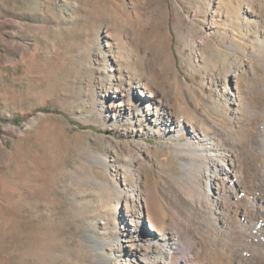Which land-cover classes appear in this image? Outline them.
<instances>
[{"label": "rangeland", "instance_id": "obj_1", "mask_svg": "<svg viewBox=\"0 0 264 264\" xmlns=\"http://www.w3.org/2000/svg\"><path fill=\"white\" fill-rule=\"evenodd\" d=\"M244 1L0 0V264L264 256L251 242L264 241V12L245 37ZM139 83L180 134L138 125L151 104ZM209 142L243 175L208 202L211 172L184 165L181 150ZM140 191L159 233L136 213ZM160 233L181 247L166 263Z\"/></svg>", "mask_w": 264, "mask_h": 264}, {"label": "bare ground", "instance_id": "obj_2", "mask_svg": "<svg viewBox=\"0 0 264 264\" xmlns=\"http://www.w3.org/2000/svg\"><path fill=\"white\" fill-rule=\"evenodd\" d=\"M244 3H246V5H247L245 8L246 9L245 15L247 18H246V21L244 22V24H245V26L247 25V27H248V29L246 30V34H245L246 36L245 37H249L250 33H252V30L250 29V24H251L250 22H251L252 16H254V17L261 16L262 13L264 12V5L262 3L257 4V3H255L254 0H245ZM238 6H239V4H238ZM257 18H260V17H257ZM197 24L199 25L200 22L197 21ZM235 72H236L234 75L235 78L240 79L241 71L237 70ZM133 88L139 90L138 95H140L139 100L141 103L143 101H147L149 99H150L149 103H151L146 108V111H140V112H139V110L138 111L135 110L136 112L134 111L135 112V118L138 122V125L145 124L146 128L147 127L148 128H157L158 131L161 128L164 130V132L167 131L168 133H171V134H178V133L180 134V131H181V128H180L181 122L179 121L180 119L177 117L174 120H172V118H173L172 113L168 112V110L163 108V105H164L163 99L160 98L159 96L157 97V94L154 92L155 90L151 89L150 87H147V88L141 87L140 83L138 85H134ZM157 90L158 89H156V92H157ZM128 105L130 107L131 106L133 107L132 102H129ZM151 105H153V107ZM121 106H122V104L119 103V105L117 106L118 111H119ZM151 115L155 116V118L152 120H150ZM131 117H133V116H131ZM170 124L173 126L172 128L169 127ZM190 127L192 128V133H194V135H195L196 127H195L193 122H191ZM181 151H182V155H183L184 165H188L189 167L191 166V167L195 168L196 171H198V172L203 170V167L205 166L206 169L209 172H211L210 184L207 185L208 186L207 187V200H208V202L211 201V195L215 194V192H217V193L221 192L222 187L220 184L222 182H230L233 178L237 179V178H239V176L242 178L243 166L240 163L239 159L236 156L228 154V153L226 155L220 153L219 149L214 148V145L211 144L210 142L208 143V145L197 146L196 150L191 149L189 146H187L186 149H182ZM99 160H101V162L104 165H108V160L105 157H101V159L99 158ZM227 166L230 169L226 168ZM193 168H191V169H193ZM262 178L264 181V172L262 173ZM135 188H136L135 190L139 191L138 185H136ZM132 198H133V202H134L133 205L136 209V213L139 216V218L140 217L142 218L145 214H147L148 218H149L148 220H149L150 230L157 231V228H158L157 226H159V223L157 222L156 218L153 216V212H152V208H151L152 205H151V201H150L149 196L142 197V192L140 191L136 197L133 196ZM216 202L218 205V207H217L218 211H221V209H225L226 206L224 204V198H219V200H216ZM254 206H256V205H254ZM135 209H134V211H135ZM262 211H263V209H262ZM128 220H130L131 223L135 222L134 218L132 216L129 217ZM223 220H224V218H223ZM160 234L161 235L159 238L154 239L152 237L153 238L152 242L154 243V246H155L156 251H157L156 253H157L158 261L166 263L167 261L165 259L172 257L174 254H177V252L181 249V247L176 246V244L173 243V241L171 242L172 238H168L167 235H163L162 233H160ZM88 239H90L91 242L99 243L93 234L89 235ZM256 239L257 240L252 239L251 242L257 246H260L261 248H264V241H262L263 239L261 240L260 236L257 237ZM254 252L252 250H248L246 255H240L239 256V258H240L239 260H241L243 264H264V256L262 258L260 256V258H259L258 255H256Z\"/></svg>", "mask_w": 264, "mask_h": 264}, {"label": "trees", "instance_id": "obj_3", "mask_svg": "<svg viewBox=\"0 0 264 264\" xmlns=\"http://www.w3.org/2000/svg\"><path fill=\"white\" fill-rule=\"evenodd\" d=\"M18 122L20 121V120H17Z\"/></svg>", "mask_w": 264, "mask_h": 264}]
</instances>
